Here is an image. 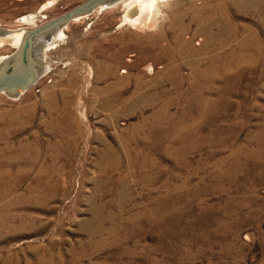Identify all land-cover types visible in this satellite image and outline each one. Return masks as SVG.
Returning <instances> with one entry per match:
<instances>
[{"label":"rangeland","instance_id":"374dc122","mask_svg":"<svg viewBox=\"0 0 264 264\" xmlns=\"http://www.w3.org/2000/svg\"><path fill=\"white\" fill-rule=\"evenodd\" d=\"M83 1L0 0V27ZM155 12L74 18L0 93V264H264V0Z\"/></svg>","mask_w":264,"mask_h":264},{"label":"water","instance_id":"95a60500","mask_svg":"<svg viewBox=\"0 0 264 264\" xmlns=\"http://www.w3.org/2000/svg\"><path fill=\"white\" fill-rule=\"evenodd\" d=\"M119 1L84 0L39 26L22 28L25 29V33L22 35L19 46L10 54L0 58V93L5 92L9 97L15 98L40 78L47 68L46 62L40 58V51L44 44L52 39L55 30L67 25L76 17L91 13L98 7L108 8ZM13 31L0 27V36Z\"/></svg>","mask_w":264,"mask_h":264},{"label":"bare ground","instance_id":"6f19581e","mask_svg":"<svg viewBox=\"0 0 264 264\" xmlns=\"http://www.w3.org/2000/svg\"><path fill=\"white\" fill-rule=\"evenodd\" d=\"M158 1L159 0H120L119 2L114 4L113 6L121 4L122 7H125V13L123 15L124 20L137 24L139 22L142 23V20H143V23L150 21L153 14L156 13L155 10H157V2ZM45 6L46 5L43 4L40 7V9L45 8ZM110 7H112V6H110ZM98 9H103V8L98 7ZM33 16H34L33 14H28V15L22 16L20 18V21L24 24H27L32 19ZM22 28L23 27L18 28V29H8L10 31L19 30V29H21V30L20 31L7 32L6 34H4V36H0V42L1 43H2V41L4 42V39H2L1 37L8 36V37L12 38L13 44H15L16 46H19V44L21 43L22 35L25 33V29H22ZM6 31H7V29H6ZM64 35H65V33H64L63 27H60L57 30H55L53 32L52 39L49 42L44 44L42 50L45 51L46 48L54 46L56 44V42L59 41ZM43 73H42V75H43Z\"/></svg>","mask_w":264,"mask_h":264}]
</instances>
